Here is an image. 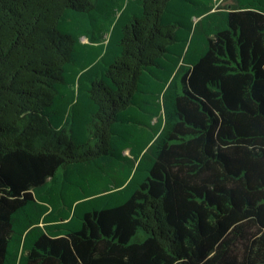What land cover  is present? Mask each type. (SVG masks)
Segmentation results:
<instances>
[{"label": "trees", "instance_id": "1", "mask_svg": "<svg viewBox=\"0 0 264 264\" xmlns=\"http://www.w3.org/2000/svg\"><path fill=\"white\" fill-rule=\"evenodd\" d=\"M0 264H264V0H0Z\"/></svg>", "mask_w": 264, "mask_h": 264}, {"label": "rangeland", "instance_id": "2", "mask_svg": "<svg viewBox=\"0 0 264 264\" xmlns=\"http://www.w3.org/2000/svg\"><path fill=\"white\" fill-rule=\"evenodd\" d=\"M233 3V0H216V5L226 6Z\"/></svg>", "mask_w": 264, "mask_h": 264}]
</instances>
